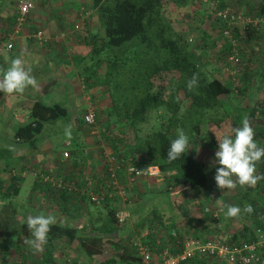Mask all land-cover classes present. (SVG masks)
Listing matches in <instances>:
<instances>
[{"label": "trees", "instance_id": "1", "mask_svg": "<svg viewBox=\"0 0 264 264\" xmlns=\"http://www.w3.org/2000/svg\"><path fill=\"white\" fill-rule=\"evenodd\" d=\"M4 1L6 2V0H0V4ZM7 1L14 6L12 16L15 19L14 23L9 25L11 28L5 33L0 29V34L2 35H0V38L3 39L14 29L17 16L15 0ZM45 1L37 0L35 6L38 2H40L38 5L41 6ZM163 1L87 0L85 2L86 5L83 8L84 12H87L85 24H90L93 17L100 23L101 33L99 32V35L91 34L92 42L90 41L91 44L87 51L91 58L95 56V67L97 68L106 61L105 59H108L105 62V70H110L106 72V77H108L117 68H123L125 65L132 66L133 74L131 77L139 90L131 98L124 97L122 104L120 101H115L111 98L112 101L109 110L106 112L105 123L101 125L100 129L103 131L102 138L104 142V146L101 148L103 156H100L103 167L102 177L101 180L94 179L91 185L94 186L96 184L99 189L104 188V185H112L111 180L113 178L109 170L112 164L113 166L119 165L120 171L116 172L117 179L118 175L120 176L124 172H121V170H125L128 165H156L161 172H169V174L166 176L164 186H159L156 190L149 189L150 191L168 193L170 195L186 188L195 198L198 197L192 203H197L200 198L206 201L210 212L204 211V206L200 216L186 215V221L184 222L185 227H190L192 230V233L189 234H195L196 238L206 241L211 239L214 231L219 230L215 227L207 233L208 235L202 233L206 225L211 221H215L211 211H213V208L224 209L222 206L223 201H225V197H228V192H222L214 180L215 171L219 165L206 166L205 162L195 159L188 151L181 158L169 162L167 160V152L170 142L177 137V129H182L192 144L202 143L203 148L208 150L213 148L215 156V152L218 149L217 138H222L224 135H232L231 129L240 127L242 117L248 115L255 130V140L260 147H264V100L262 99L254 104L247 102L250 98H247L248 100L245 104L242 99L239 101L238 96L247 97L252 92L255 73L248 68V63L252 61V58L246 56V54L253 55L254 50L251 53L244 52L238 36L235 35L236 28L233 31L236 42L232 43L228 37L223 35L222 25L218 27L219 23L222 24V20L216 17L214 18V26L218 28L212 26L213 39L211 42H207V44L210 43V45L216 46L212 55L214 56V61L224 57L226 62L224 68L230 66V61L225 56L228 54L229 57L237 50L240 61L236 67L239 70L234 71V67L232 68L233 73L231 74L233 75L231 76L234 78H231L230 83L229 80L221 76L222 66L218 68L214 66L209 69L203 66L200 67L198 62L203 59L204 55L193 53L187 46L181 45L174 37L170 20L165 17L162 11ZM171 1L183 2L189 0ZM205 1L214 4V0ZM216 1L217 9L211 10L212 13L219 9L228 8V0ZM250 1H246L249 6L251 5L249 4ZM241 2L243 3V0H235L232 5L239 6L242 4ZM251 3H255L254 6H256L252 10L251 16H263L264 0H252ZM243 5L245 4H242V12L239 11V13L247 15L246 13L249 10L245 7L243 8ZM229 9L235 10V8ZM235 11L237 12V10ZM212 13H207V19H210ZM30 14L26 16L25 23ZM57 16L61 15L57 14ZM259 28L260 30L258 31L252 28V31L244 33L250 35V38L258 39L264 35V24L261 23ZM52 40L43 46L48 45ZM243 55L246 57H242ZM257 63L259 64L260 62ZM92 66L85 67L88 68L89 75L84 77V82L89 84V86L91 74L96 73V70L89 69ZM242 69L244 70L242 71ZM196 73L199 75L198 86L190 91L187 88V81ZM261 75L264 76V72L263 74L261 72ZM123 76H125L124 73ZM163 80H166L165 84L159 85L160 81ZM103 81L105 80L103 79L101 82ZM156 81H158V85ZM162 87L166 89L164 94L153 90ZM234 102H237V104L235 110L231 113L229 108ZM152 111H161L162 114L157 115L160 116V119L155 121L153 128L143 133L142 125L149 121V112ZM68 115L69 110L64 105L56 102L47 103L42 100H36L32 103L29 121L17 127L14 138L19 142L30 141L42 132L46 123L54 122ZM98 117L99 113H96V119ZM82 122H84L83 118ZM105 147L108 148V151ZM104 149L106 152L103 153ZM70 167L72 168L69 169ZM80 167L81 161L76 158L71 165L65 167V172L69 170V179L75 178L78 180L80 177V180H82L81 186H85L87 181H83L85 176L78 171ZM257 167H259L257 174H264V158L257 164ZM56 178L62 182L63 187L54 185L52 188L58 191L61 198L69 206L71 205L72 197H74V204L77 203V205H79L80 200H85V197L80 195V193H73V191L67 190L69 187L65 182H69L68 180L64 178L66 180L64 181L61 178L59 179L58 176ZM16 179V176H9L7 179L8 184L6 181L3 184V179L0 180L3 197L7 198L10 194L18 192L19 188L17 187ZM260 181L264 182V180ZM46 182L48 183V181ZM249 188L245 189L246 197L241 198L239 204L242 207L250 204L254 211L251 214L242 211V214L239 215L242 221L236 231L229 232V245L250 243L257 240L258 232H264V206H257L258 203ZM129 189L133 190V187H127V190ZM119 198H114L116 202L113 206H110L109 201L105 199H101L98 204L93 203L104 207L106 211L105 214L99 213V217L92 218L91 216L87 221L86 228L89 230V235L94 234V236L90 237V242L93 244L96 242L99 246H101V243H110L112 251L101 261L91 260V264H141L133 245L130 244L123 248L120 245L121 240L114 237V233L122 228L123 223L118 217V212L121 210V207L117 204L118 200H120ZM64 208L67 207L64 206ZM15 213V208L11 203L3 205L0 211V230L8 225L9 221L15 217ZM68 214L69 219H71L73 216L70 213ZM223 214L221 212L219 217H223ZM22 220L18 231L19 240L16 241L15 246L18 247L19 257L31 259V254H35L36 251L31 247L29 249L24 242L26 237L31 238V234L26 227V218ZM81 230L76 224H70L68 221L57 222L52 225L51 231L48 233L47 243L43 246V251L37 252V259L27 264H60L61 261L56 258L58 241L79 239ZM145 230H148L149 233L142 238V241L147 244L154 254L164 246H167L172 252L180 251L181 245L177 244V240L182 241V239L191 236L177 229V226L170 222L169 216L157 208L152 209L136 223L135 231L138 236L141 237ZM173 230L176 235L172 234ZM156 234L160 235L158 242H155ZM220 261L216 254L201 252L180 264H216V262ZM16 264L19 263L16 262Z\"/></svg>", "mask_w": 264, "mask_h": 264}, {"label": "rangeland", "instance_id": "2", "mask_svg": "<svg viewBox=\"0 0 264 264\" xmlns=\"http://www.w3.org/2000/svg\"><path fill=\"white\" fill-rule=\"evenodd\" d=\"M64 1L65 0H46L43 5L39 6L38 3L40 2H38L36 5L38 10L41 12V14L45 16L46 13L47 14L50 13L52 7L51 5L57 4L56 6H58ZM246 1L248 0H243V3L241 2L242 4H245L243 5V8L245 7L249 10L246 13L247 15H252L253 13L252 10L256 8V6H254L255 3H251L252 1L251 0L249 3L251 5L249 6L246 3ZM69 2L71 5L77 3L78 4L77 6L81 7L86 5L85 2H87V0H69ZM213 2L214 4H211L209 3V1H205V0H191V1L189 0L183 2L164 0L162 2V11L165 17L170 20V25L174 33V37L180 42V44L183 46H187L193 53L197 55H202V56L204 55L203 59L198 62V65L200 67L203 66L209 69L214 66L217 68L222 66L224 69V66L226 64V62L224 61V57H221L219 60L214 61V56L212 55L215 52L214 49L216 46L210 45V43L207 44V42H211L209 37H211L210 33H212V26L215 25L213 21L215 13H212V11L217 9V1L214 0ZM234 2L235 0H228L227 7L235 8L237 12L239 11L242 12L241 9L242 4L239 6L234 4L232 5V3ZM55 5L53 6L55 7ZM80 10L81 12H79V16L77 17L76 15L75 17L81 18V16L84 13V9L82 8ZM207 13L213 14V15L211 14L210 19L209 18L207 19L206 17ZM56 14L59 13L57 12ZM69 17H70L69 19H71L72 16L69 15ZM190 39L192 40L190 41ZM249 42L250 43L247 44L246 48H244L246 52H249V49L252 51L253 50L256 51L257 50L255 49L256 47L264 46V40L262 39L260 40V38L252 39V41ZM5 54L7 53H3L2 56H4ZM107 55L110 56L109 53H107ZM225 57L228 60V54ZM105 60L106 61H104V63H102L96 68L95 56H92L91 58V55L89 53H87V55L84 57H79V59L74 58V65L77 72L84 73L85 71V74H80L79 76L82 79H80L78 82L79 89L77 88L76 90V94L78 95L77 98L80 97V99L78 100L80 104H83L87 100L90 101L95 109V112L99 113L100 119L95 120L94 123L95 126L94 125L88 126L85 122H82V119H80V115L75 113L74 103H76L75 102L76 99L75 101L74 100L70 101L67 95L62 96L57 100V103L67 107L69 110V115L65 118H60L54 122L46 123L44 125L42 132L40 134H37L32 140L23 141L19 144H15L14 137L11 134L10 128L1 130L0 146L10 147L12 145L14 149L11 154H7L5 156L4 160H0V172L3 171L4 168L9 167V165H13L12 163L14 162L21 163L24 161H28L30 164H34L35 167L37 165L36 163H38L40 165L39 171L42 170L51 171L53 168V175H55L57 171H60L64 167H68L69 165H71L76 158L81 162L84 159L86 160L88 156L89 159L92 158V153L90 152L89 149L86 148V142L85 140H83L84 135H86L85 130L88 131L89 134L88 136H93L96 139L100 136L101 139L103 135V131H101L100 129H101V125L105 123L104 121L106 119V112L109 110L112 101L111 98L115 101L116 100L120 101L122 104L124 102V97L131 98L134 95V93H137L139 91L136 87V83H134L131 77L133 74L131 68L132 66L125 65L123 68H117V70L115 69L113 72H111L110 76L106 77L107 76L106 72L110 70H105V65H106L105 62H107L108 59ZM129 64L131 63L129 62ZM91 65L93 66L90 67L89 69L96 70V73L94 72L93 74H91L90 76L91 80L89 81L90 82V86H89V84H86V82H84V77L86 75H89V72L87 71L88 68L85 67ZM50 66L51 63L45 66V68H43V76H45V74L48 72ZM123 73L125 74V76L122 77ZM72 76H74V74L73 71L70 70V75L68 77H72ZM101 79L102 80L104 79L105 81L101 82L102 81ZM158 81H156L157 85H158ZM165 81L166 80L160 81L159 85L165 84ZM46 88L48 89L49 86H47ZM153 90L156 91L157 93L164 94L166 89L165 87H162L160 89H153ZM66 91L69 92L68 85L66 86V89L63 90V92ZM260 96L261 95L258 94L257 98H259ZM41 100L46 102L44 98L43 99L41 98ZM81 101H83V103ZM49 103H54V101L51 100ZM7 104L8 102L5 103V108H4L5 112H3V114L7 113L6 111V109L8 108ZM232 104L233 105L229 108V111L231 113H233V110H235L237 102H234ZM158 114H162L161 111L150 112L149 114L150 116L148 119L149 121L142 125L143 133L150 131L151 128H153L155 121H159L160 116H157ZM6 116L7 115H4L3 118L4 121L2 122L3 125H6L7 123L5 121ZM19 121L20 124V123H27L28 120L25 117L22 119L21 116ZM8 123L11 124L10 121ZM68 125H71V138H69L65 134V129ZM101 141H102L101 145L104 146L103 138L101 139ZM192 145H195L197 147L199 151V153L197 152V154L202 156L201 160L205 162L206 166L213 167L215 165H218V164H214V161L213 163H211V161L206 162L205 160L206 156H204L205 154L203 153L209 150L207 148H203V146L198 148L199 145H197V143L192 144L191 141H189L188 152L193 154L191 149ZM84 149L87 150L84 151ZM106 150L108 151V148H106ZM63 151L68 153L70 152L71 155H69L68 157H64ZM99 152L101 153V151ZM101 155L102 153L95 155L94 160L96 161V163H98V161H102V159H100ZM44 160L45 162L49 160L51 166H47ZM41 167H44L45 169ZM257 170L259 171V167H257ZM62 171L65 172V168ZM125 174L127 175V172H125ZM168 174L169 172L163 174L162 177L164 179L162 181L161 180L157 181V179H151L150 181L141 180L142 178L139 180L137 179L132 184L133 190L131 189L127 190L126 200L123 201L121 198H119L120 200H118L117 204H119V206L121 207L120 211L124 212V214L128 216L122 223V228L114 233L115 234L114 237L119 238L121 240L120 243L121 247L126 248L128 245L132 244L135 240L139 239V236L136 234L135 231V225L140 220L141 217L145 216L148 212H150L154 208H157L161 212H165L169 216L170 222H173L177 226V229H179L180 231L188 234L192 233L191 228L190 227L186 228L184 225V222L186 221L185 217L186 215L189 214L200 216L202 214V208L204 206H207L206 201L200 198L197 203L196 202L192 203L194 201V196L188 190L186 191L182 190L178 193H172L170 195L168 193L165 194L157 193V192L155 193L149 190L152 187L154 188V190H156V188H158L159 185L164 186L166 176ZM58 175L61 176L63 174H58ZM60 176L58 177L60 178ZM127 178L128 176H126L125 182ZM34 179L35 178L30 173L24 176L17 199L19 198V200H23V202H25V200L27 201V199L33 193L32 186ZM259 182L260 184H257L254 188L250 187L249 190L251 191V194L254 197V199L257 201L258 203L257 206L260 205L264 206V182L262 181ZM121 185L125 186V184H121ZM247 187L248 186L242 187L237 185L236 189L234 190H227V189L222 190V192H228V197L222 195L223 197L226 198L225 201H223V205H222L224 208L222 209V212L224 213L223 217L222 216H221L222 218L219 217L220 219L218 218V222L211 221L208 225H206V227L202 231L204 235L205 234L208 235L207 233H209L210 230H212V228L214 229L215 227L227 234H229V232L236 231L240 227L242 221L241 216L227 217L225 213L227 211L228 205H238L241 207V209L243 208L242 205L239 204V202L241 198L246 197L245 189ZM54 196L55 198H60L58 191H55ZM86 198H87L86 202L88 204H86L85 207L91 210L94 218L99 217L98 215L99 213L105 214L106 210L104 207H99V208L94 207L93 203L89 201L88 197ZM115 202L116 201L114 199L109 201L110 206H113ZM57 204H61V203L58 202ZM60 208L55 207L54 209L59 210ZM69 210H71V208H69ZM102 214H100V216H102ZM52 215L57 216L59 215V213L54 212ZM72 216L73 217H71V219L68 220L70 224L71 222H73L74 224L79 225L84 222V218L80 214L74 213L72 214ZM189 235H195V234H189ZM159 239H160V235L156 234L155 242H157ZM77 243L79 244L78 241L75 242V244L73 243L74 245L71 248H75ZM106 245H107L105 249L106 252L104 253L105 256H107V254L112 251V246L110 245V243H107ZM27 247L30 249L29 245ZM66 248L67 246L63 247L62 253L58 251L56 253L57 260L61 261L60 264H91L90 261L88 260L87 255L83 253L82 248L76 246L75 249L69 250L68 252ZM93 251L97 254L101 253L98 248H94ZM13 252H15V254L18 253V249L14 248V250L7 252L8 254L6 255V257L10 261L13 260V256H11ZM37 257L38 256L36 254L33 255L31 254L30 256L31 259H29L30 263L32 260L37 259ZM16 260L18 259H15V261ZM155 260H156V256H154L153 258V261ZM10 261H8V263H10ZM18 263L21 264L20 262ZM24 264L27 263L24 262Z\"/></svg>", "mask_w": 264, "mask_h": 264}, {"label": "crops", "instance_id": "3", "mask_svg": "<svg viewBox=\"0 0 264 264\" xmlns=\"http://www.w3.org/2000/svg\"><path fill=\"white\" fill-rule=\"evenodd\" d=\"M53 5H51L52 7L50 13L48 14L46 13L45 16L41 14V12L38 10L36 5V8L31 12L30 16L28 17L27 22L25 23V25H23L21 32L14 40L13 49L10 52H7V54H5L4 56H1L0 69H6L10 64L11 59L20 56L24 60V63L26 64L25 67L31 69V72L36 77L39 85L37 88H32L31 86H29L28 88L25 89V91L22 94L19 93L8 94V93L0 92V132L3 129L10 128L13 137L17 127L24 124V123L19 124L20 117L22 116V119L25 117L29 121L30 109L32 103L36 100H41V98L42 99L44 98V100H46V102L48 103L51 100L57 103V100L60 97L67 95L70 101L71 100L75 101L76 99L75 101L76 103H74L75 113L80 115V119H82V116L85 113L86 102L83 103V101H81L83 104H80V102L78 101L80 97L77 98L78 95L76 94L77 88L79 89L78 82L80 79H82L79 76L80 74H84V73L77 72L74 65V58L79 59V57H84L87 55L88 47L92 42L91 34L99 35V32L101 33L100 23L97 19L93 17L90 24H85V20H84V24L82 25V27L79 30L73 31L72 29L73 25L77 22L78 19H80L77 18L79 14L78 11L85 7L84 6L79 7L77 6L78 5L77 3L72 4L73 6L75 5L73 7L70 4L69 0H65L63 3H61L58 6H56L57 5L56 4L55 7ZM13 10H14V6H12L11 3L9 4L7 0L6 2L4 1L0 4V26H2L0 29L3 31V33H5L7 30L11 28V26H9L11 23H14L15 18L12 16ZM57 12L61 16H57L56 14ZM91 14H93V12H91ZM69 15L72 16L71 19H69L70 18ZM76 15L77 17H75ZM36 29H42L47 35L52 36L53 39L52 42H50L46 46H40L36 44L29 37V35ZM60 33H64L65 37L55 40L54 39L55 35ZM210 35L211 37H209V39L212 40L213 32L210 33ZM235 35L238 36L239 43L242 45L241 47L243 49L246 48L247 44L250 43L249 41H252L253 39L249 37L250 35L244 33L240 28H236ZM263 36L260 37V40L261 39L264 40ZM257 49L258 50L254 51L253 55L246 54V56L252 58V61L248 63V68H250V70L253 73H255V76H254V86L252 88V92L249 95H247V97L238 96L239 101L240 99H242L244 104L247 102L250 104L251 103L254 104L256 102H260L262 99L264 100V76L261 75V72L262 74L264 72V67H263L264 46L258 47ZM251 51L252 50L250 49L249 52H246L244 50V52L246 53H251ZM246 56L243 55L242 57H246ZM257 62L260 63L258 64ZM49 63H51V66L49 67L48 72L45 74V76H43V68H45V66H47ZM68 68L71 71H73L74 76L68 77L70 75V70ZM232 68L233 67L228 66L224 69H221L222 70L221 76L229 80V82L231 78H234L233 76H231V73H233ZM243 70L244 69H242V71ZM67 85L69 92L67 91L63 92V90L66 89ZM47 86H49L48 89L46 88ZM258 94L261 95L259 98H257ZM247 98H250V100L247 101L248 100ZM6 102H8L7 104L8 108L6 109L7 113L3 114V112H5L4 108ZM4 115H7L5 117L6 118L5 121L7 122L6 125H3L2 123L4 121L3 120ZM98 119L100 118L98 117ZM9 121L11 122V124L8 123ZM85 133L86 135H84L83 140H85L86 142V148L89 149L90 152L92 153L91 159H89L88 156L86 160L84 159L81 162V167L79 170L80 174L81 175L83 174L85 176L84 179L82 178L83 181H87L85 186H81L82 180H80V177L78 180H76L75 178L69 179L68 178V175H70L69 171L64 172L62 171L63 170L62 169L60 171H57V173L63 174V176H60L61 179L64 180L65 178L66 180L69 181L67 182L66 180H64L66 181L65 182L66 185H68L69 187L67 190L73 191V193L76 192L80 193V195H83L81 194L80 190L84 188L87 190H92L97 194L102 192L105 194L104 199L107 201H111L115 197H118L116 193L117 188L115 186L104 185V188L99 189V187L96 184L94 186L91 185L94 179L101 180L102 177V172H103L102 163L101 161L98 160H97L98 163H96V161L94 160L96 154H101L99 151H101V148H103V145H101L102 141L100 139V136L96 139L93 136H88L89 135L88 131L85 130ZM14 143L19 144L21 142L16 141L14 138ZM201 144L202 143L200 144L197 143V145H199L198 148L202 146ZM13 149L14 147L12 145L10 147L0 146V158H1L0 160H4L5 156L7 154H11ZM87 149H84V151ZM191 149L193 152V154L191 155L195 159L201 160L202 156L197 154V152L199 153L197 147L195 145H192ZM104 152L106 151L104 150ZM203 154H205L204 156H206L205 157L206 162L211 161V163H213L215 159L213 148L210 149L209 151H206ZM69 155H71L70 152ZM45 163L47 166H51L49 160L46 161ZM12 164L13 165H9V167L5 168L3 171L0 172V180L3 179L2 180L3 184L5 183L4 181H6V183L8 182L7 179L9 178V176H16L17 177L16 184L20 190L25 175L30 173L33 175L35 179L32 186L33 193L27 199V201L25 200V202H23V200H19V198L17 199L19 190L16 194L12 193L9 195V197L6 198L3 197V195L1 194L2 186L0 188V211L3 205L7 203H11L16 211L14 215L15 217L9 221L7 226H4V228L0 230V264H16V262H20L21 264L22 263L24 264V262L26 263L30 262L28 258L23 260L22 257H19L20 254L18 253L15 254V252H13L11 255L13 256L12 261L8 260L6 255L8 254L7 252L14 250V248H18L17 246H15V243L16 241L19 240L18 231L20 224L23 221L22 219H25L29 214L38 215L40 213L51 214V215L54 212L59 213V215L61 216L59 215L55 216L58 223L68 221L69 220L68 213L71 214V212L72 214L74 213L80 214L84 218L85 223L77 225L82 229L78 237L79 239H76L74 241H68V240L58 241L56 247L57 249L56 253L57 251L62 253L63 247L66 246H67L66 248L67 252L69 250L75 249L76 246H78L79 248H82L83 253L87 255L89 261L91 260L101 261L108 256V254L107 256H105L104 254L106 252L105 249L107 247L105 243H101V246H99V244H97L96 242L95 244L90 242V237L94 236V234L89 235V230L86 228V224L88 223L87 221L89 220V218L91 216L92 218H94V216L91 210L85 207V205L88 204L86 202L87 199L86 196L83 195V197H85V200L83 201L80 200L79 205H77V203L74 204V200H73L74 197H72L71 205L69 206V204L64 202L61 196L60 198H55L54 196L55 190L52 188L53 185L51 184V182L48 181L47 183L45 181L46 176L55 177V180H58L56 178L58 174L55 173V175H53V168L51 171H47V170L39 171L40 165L38 163H36L37 165L35 167L34 164H30L28 161H24L21 163L14 162ZM72 167H70L69 169H71ZM41 168L45 169L44 167ZM121 172L122 174H120V176L118 175V178L120 180L119 181L120 186H122L121 184H125V179L127 176L125 174V170H121ZM163 174L166 173L162 172L161 175L163 176ZM151 179H157V181L158 180L162 181L164 178L157 177V178H148L141 180L150 181ZM150 190H154V188L152 187L150 188ZM182 190L186 191L187 189L185 188ZM197 198L198 197L196 198L194 197V199ZM58 202H60L61 204H57ZM64 206H66L67 208H64ZM55 207L58 208L61 207V208L59 210H56L54 209ZM94 207L99 208L101 206L94 205ZM69 208H71V211L69 210ZM71 224L74 223L71 222ZM77 241L79 242V244L77 243L75 248H71ZM94 248H98L101 253L100 254L95 253L93 251ZM35 254H37V252ZM15 259L18 260L15 261ZM8 261H10V263H8ZM216 264H222V263L216 262Z\"/></svg>", "mask_w": 264, "mask_h": 264}, {"label": "built area", "instance_id": "4", "mask_svg": "<svg viewBox=\"0 0 264 264\" xmlns=\"http://www.w3.org/2000/svg\"><path fill=\"white\" fill-rule=\"evenodd\" d=\"M37 0H15V7L17 10L16 24L14 29L7 34L5 39L0 38V64L1 56L3 53L10 52L14 46V40L17 38L21 29L26 21V16L35 9V3ZM87 12H84L80 19L73 25V31L79 30L84 24ZM222 20V24L219 23L218 27L222 25V33L225 37H228L232 43H235L233 31L235 28H240L243 32H250L252 28L254 30H260V24H264L263 16H251L244 15L236 12L235 10L226 8L219 9L215 12L214 18ZM213 19V18H212ZM214 21V19H213ZM81 22V23H80ZM217 27V26H215ZM217 27V28H218ZM29 37L38 45L43 46L47 44L52 37L47 35L42 29H36ZM64 33L55 35L54 39L64 38ZM192 39H190L191 41ZM237 50L229 55L228 60L230 66L234 67V71L238 69L236 65L239 64V56ZM239 70V69H238ZM83 120L88 126H92L96 120V112L90 101H86L85 113L83 114ZM68 144V143H67ZM63 156L68 157V152L63 151ZM109 169L112 176V185L117 188V195L123 201L126 200L127 187H132V184L137 179H148V178H161V171L156 165H128L125 168L127 172V180L125 186H120L118 179L116 178V172L119 170V165L116 164ZM45 181L51 182V184L57 187H63L60 180H55V177L46 176ZM81 194L88 197L92 203H99L101 199L105 198L104 193H95L92 190L82 189ZM211 211L215 221L218 222L219 214L222 212L221 208H213ZM204 211L210 212L208 206L204 207ZM119 220L124 222L128 217L124 212H118ZM218 229V228H217ZM148 230L143 231L141 237L135 240L132 245L135 248V252L139 257L141 264H180L188 258L193 257L197 253L210 252L216 254V256L223 262L222 264H264V232H258V238L250 243H239L229 245V235L224 232L217 230L211 235V239L203 241L196 238L194 235L188 236L182 241L177 240V244L181 245L180 251L172 252L167 246H164L156 254H154L146 243L142 241L143 237L148 235ZM173 235L176 232L172 231ZM158 242V241H157ZM154 256L156 260L153 261Z\"/></svg>", "mask_w": 264, "mask_h": 264}, {"label": "clouds", "instance_id": "5", "mask_svg": "<svg viewBox=\"0 0 264 264\" xmlns=\"http://www.w3.org/2000/svg\"><path fill=\"white\" fill-rule=\"evenodd\" d=\"M0 92L22 94L31 86L37 88L38 81L30 68L25 67L24 60L17 56L11 59L6 69H0ZM199 75L193 74L187 81V88L191 91L198 86ZM232 135L217 138L218 149L215 152L214 164L216 168L214 180L221 190H234L237 185L255 187L264 174H257V164L264 158V147H260L255 140V130L248 115L242 117L241 126L231 129ZM65 134L71 138V125L65 129ZM189 138L182 129H177V137L170 142L167 160L175 161L183 156L189 149ZM162 173V172H161ZM251 214L252 205L246 204L243 209L238 205H228L225 215L238 217L241 212ZM57 223L56 217L51 214H29L26 217V227L31 238H25V244L34 251H43L47 243L51 226Z\"/></svg>", "mask_w": 264, "mask_h": 264}]
</instances>
